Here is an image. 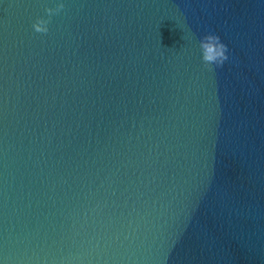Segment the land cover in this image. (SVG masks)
<instances>
[{"label": "water", "instance_id": "water-1", "mask_svg": "<svg viewBox=\"0 0 264 264\" xmlns=\"http://www.w3.org/2000/svg\"><path fill=\"white\" fill-rule=\"evenodd\" d=\"M63 2L0 0V264H264V0Z\"/></svg>", "mask_w": 264, "mask_h": 264}, {"label": "clouds", "instance_id": "clouds-1", "mask_svg": "<svg viewBox=\"0 0 264 264\" xmlns=\"http://www.w3.org/2000/svg\"><path fill=\"white\" fill-rule=\"evenodd\" d=\"M65 9V3L63 0H57L55 7H46V17H37L33 22V30L37 33L46 34L49 31V24L53 15L60 14ZM201 50V59L205 67L211 69L213 65L219 67L228 60L227 45L221 41L219 35L208 32L199 42Z\"/></svg>", "mask_w": 264, "mask_h": 264}]
</instances>
